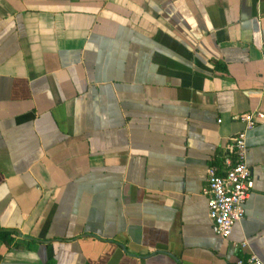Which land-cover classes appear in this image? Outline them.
<instances>
[{"label": "crops", "instance_id": "1", "mask_svg": "<svg viewBox=\"0 0 264 264\" xmlns=\"http://www.w3.org/2000/svg\"><path fill=\"white\" fill-rule=\"evenodd\" d=\"M258 111L264 0H0V264L264 263V119L228 239L203 195Z\"/></svg>", "mask_w": 264, "mask_h": 264}, {"label": "built area", "instance_id": "2", "mask_svg": "<svg viewBox=\"0 0 264 264\" xmlns=\"http://www.w3.org/2000/svg\"><path fill=\"white\" fill-rule=\"evenodd\" d=\"M244 128L232 138L235 157L225 159L226 170L220 173L215 166L207 169V186L203 195L208 199L209 218L215 235L228 239L234 226L246 215V202L254 189L251 169L247 163L248 134L255 129L263 112H249L236 116ZM246 246V243L243 244ZM238 264H264L255 254L240 259Z\"/></svg>", "mask_w": 264, "mask_h": 264}, {"label": "trees", "instance_id": "3", "mask_svg": "<svg viewBox=\"0 0 264 264\" xmlns=\"http://www.w3.org/2000/svg\"><path fill=\"white\" fill-rule=\"evenodd\" d=\"M217 68H220V66L217 64ZM0 237L2 241L6 244H11L13 242V237L11 233L2 232L0 233Z\"/></svg>", "mask_w": 264, "mask_h": 264}]
</instances>
